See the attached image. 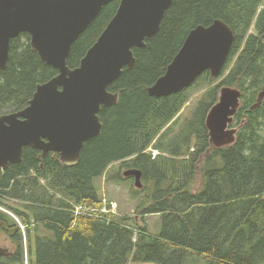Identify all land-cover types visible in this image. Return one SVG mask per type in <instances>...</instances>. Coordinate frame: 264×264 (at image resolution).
<instances>
[{
    "label": "trees",
    "instance_id": "obj_1",
    "mask_svg": "<svg viewBox=\"0 0 264 264\" xmlns=\"http://www.w3.org/2000/svg\"><path fill=\"white\" fill-rule=\"evenodd\" d=\"M119 5L106 6L79 37L71 69ZM216 20L235 40L221 76L207 72L195 82L208 86L195 109L186 111L191 87L151 97L148 88L189 33ZM30 42L27 33L11 41L8 68L0 70V115L28 107L37 86L58 74ZM133 52L134 68H125L109 88L120 101L102 109V133L85 143L76 166L27 147L21 163L0 172V231L12 253L0 264H264V100L253 108L264 87V0H173L156 36ZM223 87L242 93L232 128L242 127L235 143L211 148L206 118ZM149 148L159 154L153 158ZM114 164L142 172L138 194L145 197L137 213L161 217L156 234L132 218L102 212L98 181ZM118 178L124 180L121 172L109 181Z\"/></svg>",
    "mask_w": 264,
    "mask_h": 264
},
{
    "label": "water",
    "instance_id": "obj_2",
    "mask_svg": "<svg viewBox=\"0 0 264 264\" xmlns=\"http://www.w3.org/2000/svg\"><path fill=\"white\" fill-rule=\"evenodd\" d=\"M114 0H0V70L6 71L11 41L27 33L31 48L58 74L39 84L25 109L0 115V172L23 160L24 149L39 150L42 157L59 155L61 164L76 166L85 143L101 135L103 108L116 105L120 94L109 88L125 68H134L133 49H143L159 32L173 0H120L116 14L87 51L79 67L71 69L68 58L73 45ZM235 40L232 29L216 20L198 26L187 36L166 73L148 88L151 97L162 98L192 87L205 73H223ZM242 93L223 87L218 102L206 118L211 148L236 142L240 127L232 128ZM264 100V87L256 108ZM140 170H126L138 189ZM3 229L7 230L5 225ZM21 227L9 230L12 236ZM11 249L0 246V257Z\"/></svg>",
    "mask_w": 264,
    "mask_h": 264
},
{
    "label": "rangeland",
    "instance_id": "obj_3",
    "mask_svg": "<svg viewBox=\"0 0 264 264\" xmlns=\"http://www.w3.org/2000/svg\"><path fill=\"white\" fill-rule=\"evenodd\" d=\"M218 84L219 82L215 83L213 86H217ZM207 88L208 86L204 82H201L189 89L191 102L188 104L187 112L195 109L197 102ZM125 171L126 169L123 168L121 164H114L109 168L107 179L98 181L99 185L102 187V196L106 198L109 207L111 203L117 205L116 211L112 213L113 216L132 218L139 226H146L150 232L156 234L160 228L161 217L159 215H138L137 210L140 204L139 197L142 199L145 197V194L143 192L138 194V191L141 189L135 186L134 179L125 181L127 179L124 177ZM120 172L124 180L118 178L119 180L109 181L110 177H116ZM0 246L11 249V243L7 235L2 231H0ZM188 264H195V262L191 260Z\"/></svg>",
    "mask_w": 264,
    "mask_h": 264
},
{
    "label": "built area",
    "instance_id": "obj_4",
    "mask_svg": "<svg viewBox=\"0 0 264 264\" xmlns=\"http://www.w3.org/2000/svg\"><path fill=\"white\" fill-rule=\"evenodd\" d=\"M151 150V149H150ZM158 154L157 151H153V156L155 157ZM103 203H104V208L102 210L103 213H114L117 209V205L116 204H110V207L107 205V200L106 198H103ZM77 213H79V211L81 210V208H77Z\"/></svg>",
    "mask_w": 264,
    "mask_h": 264
}]
</instances>
